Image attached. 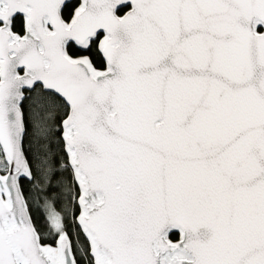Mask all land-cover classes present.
<instances>
[{"label":"snow or ice","instance_id":"6c2138e0","mask_svg":"<svg viewBox=\"0 0 264 264\" xmlns=\"http://www.w3.org/2000/svg\"><path fill=\"white\" fill-rule=\"evenodd\" d=\"M0 264H264V0H0Z\"/></svg>","mask_w":264,"mask_h":264}]
</instances>
